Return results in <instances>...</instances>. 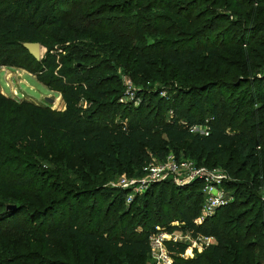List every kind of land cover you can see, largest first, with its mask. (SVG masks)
I'll return each instance as SVG.
<instances>
[{"label":"trees","instance_id":"16d2710c","mask_svg":"<svg viewBox=\"0 0 264 264\" xmlns=\"http://www.w3.org/2000/svg\"><path fill=\"white\" fill-rule=\"evenodd\" d=\"M78 1L0 0V65L29 70L64 102L63 110H54L51 105L5 96L0 90V190L17 195L35 190V178L41 174L31 166V161L46 152L49 146L64 149L69 155L82 153L96 158L98 190L82 194L71 191L69 199L77 201V205L57 204L26 214L33 220L42 219L40 233L48 245H53L57 239L66 243L74 236L83 245L102 247L109 255L115 250L143 257L151 252L150 237L155 233L152 229L164 227L166 221H175L178 226L166 229L170 233H189L193 239L214 238L216 243L196 258L185 259L182 256L188 249L187 244L167 242L174 260L172 264H264V201L255 192L259 171L264 175L261 171L264 162L260 161L264 156V78L240 76L232 82L224 78L210 79L200 87L181 90L171 100L169 108H166L165 99L150 89L137 93L144 96L139 106L122 104L119 102L118 80L111 74L116 67L114 58L103 52L94 53L85 45L68 46L61 52L55 46V43L63 42V39L55 38L62 27L69 32L67 43H84L89 37L87 32L93 29L94 23L74 16V8L80 5ZM159 1H150L140 9L148 13L151 21H158L153 32L158 43L135 47L134 55L139 64L147 63L149 56L156 54L160 60L158 65L193 77L199 70L202 54L210 56L211 63L217 59L221 46L243 48L249 45L253 51L247 67L253 61L255 50H264V19L254 24L249 20L230 21L229 26V20L220 16L215 24L206 23L205 33L195 34L199 43L196 39L172 42L173 31H162L161 16H158L166 10L172 11V0H162L161 5L157 3ZM231 1L240 11L257 7L258 13L264 17V0ZM220 3L218 0L215 5ZM101 7L99 13L95 10L87 14V18L106 13L107 7ZM176 16L185 18L181 11H177ZM208 29L216 32L207 34ZM235 29L237 34L236 31L233 33ZM248 31L252 34L246 39ZM28 43H39L47 48L41 60H36L25 48ZM232 70L228 68L226 76ZM145 71L141 72L135 63L132 69L135 83L140 78L146 83L153 77L152 72L145 74ZM155 75L156 80L163 81L161 73ZM114 85H118V89ZM226 90L229 91L227 97L211 94ZM205 93H210L211 97H204ZM189 97L191 102H187ZM204 99L208 100V106L204 105ZM167 111H172L171 116L167 117ZM196 126L206 127L208 135L191 132ZM166 141L177 149L189 145L196 153L211 154L220 161L227 159L231 147L240 144L249 151L251 171H256L251 184L226 183L224 187L233 192L235 201L199 224L196 221L203 203L199 181L186 186L188 194H184L185 189L172 185V193H179L180 197L172 196L165 188L161 209L167 205L166 212L152 213L150 226H145L142 232L132 230L129 224H122L129 217L124 205L126 190L122 188L108 192L109 197L117 199L110 207L104 208L98 203L99 207L88 208L91 199H106L101 195L102 189L121 174L122 162L130 154L139 152L144 145L161 147ZM228 168L236 177L249 179L246 169L234 170V162H230ZM195 193L198 194L192 196ZM138 202L139 198H136L131 206ZM116 204L119 206L114 208ZM86 210L89 215L84 213ZM20 211L21 208L7 209L0 215V220L16 216ZM116 213L118 216L114 218Z\"/></svg>","mask_w":264,"mask_h":264},{"label":"rangeland","instance_id":"374dc122","mask_svg":"<svg viewBox=\"0 0 264 264\" xmlns=\"http://www.w3.org/2000/svg\"><path fill=\"white\" fill-rule=\"evenodd\" d=\"M150 1L154 0H145V2L143 0H79L78 3L80 5L74 8L73 13L75 17H83L84 20L94 23L93 29L87 32L89 37L84 43H81L82 41L80 43L78 41L67 43L66 39L69 32L62 27L61 32L55 38L63 39V42L55 43V46L61 52V49L68 46L85 45L86 47H91L89 49L94 53L103 52L114 58L113 62L116 67L111 74L118 80L119 89L118 85H114V87H117L120 92L119 102L122 104L132 103L136 107L139 106L144 97L137 94L140 90L150 89L158 92L165 99V103H167L166 108H169L171 100L181 90H191L200 87L210 79L221 80L224 78L228 82H232L240 76L242 78H247L245 76L264 78V50H255L253 61L248 68L249 55L253 51L249 45L242 46L243 48L236 45L221 46L218 50L217 59L211 63H209L210 56L203 53L199 70L193 77L185 73L180 74L171 68H165V65H158L157 62L160 60L156 54H153L151 57L149 56L147 63L139 64V61L136 62L134 55L136 46L143 44L155 45L158 43L153 37V32L157 29L158 21L157 23L151 21L147 12L140 11L145 6L144 4ZM161 2L162 0L157 3L161 5ZM216 3L218 4V0H172V11L166 10L163 15H158L161 16V30L165 32L167 30L168 32L173 31V36L170 40L182 43L185 39L195 40L197 37L195 34L201 31L202 34L205 33L206 30L204 29L207 28L206 23L220 20V16H224V18L226 17L229 20V26H231L230 21L231 23H235L239 21L247 22L249 20L251 24H254L264 19L258 13L257 7L253 10L240 11L234 7V3L231 0H221L219 6L215 5ZM189 4H192V6H188ZM101 6L107 7L106 13L100 15L94 14L93 17L87 18V14L95 10L99 13V10L103 9ZM111 6L112 8H109ZM259 10L261 13L262 10ZM177 11H181L185 15V18L179 19L176 16ZM225 27L226 25L224 24L223 28ZM210 31L211 33L216 32L213 29H208L207 34ZM235 31L237 34V29L233 33ZM251 34L252 32L248 31L245 38L249 39ZM196 41L199 43L198 38ZM40 46L41 60L47 52V48L41 44ZM135 63L138 68H141V72L144 70H146L145 74L152 72L153 77L147 79L146 83H142L140 77L138 83L134 82L132 69ZM228 68L233 70L226 76ZM154 70L155 73H161L163 81L156 80L157 76ZM164 82L166 83L163 84ZM0 90L8 97L32 101L40 105H51L54 110L64 109V102L61 96L50 91L38 80L34 73L25 68L0 65ZM211 94H216L221 98L222 95L227 97L229 91L226 90L221 93L212 92ZM211 94L205 93L204 97H211ZM53 96L56 97L55 101L49 104L47 101ZM187 102H191L190 97L187 99ZM204 105L208 106L207 99H204ZM166 114L169 117L172 111H167ZM206 116H208V112ZM199 130L195 133H202ZM248 154L249 151L245 147L237 144L228 151L227 159L220 161L211 154L203 156L196 153L189 145H185L181 149L172 147L168 141L158 148L144 145L139 152L133 155L130 154L126 161L122 162L121 174L102 189L101 195H104L103 197L108 199V201L106 199L103 200V198L91 199L87 206L93 209L94 207H99L102 203L104 208L110 207V204L117 199L109 197L108 192L113 189L122 188L126 190L124 205L126 212H129V217L122 224H129L132 230L142 232L145 226H150V215L152 213L160 214L163 211L166 212L167 205L161 209V199L165 188L169 189V194H173L172 196L180 197L179 193H172V185L182 190L185 189L183 190L184 194H188L186 186L195 181L201 182L200 191L203 196L201 217L204 216L205 205L213 193L218 194L216 191H211L208 185H212L211 180L213 176H222L223 181L218 188L223 190L225 199H223L220 207L214 211V216L221 208L235 201L233 192L225 189L224 185L226 183L235 181L238 184L241 182L243 184H251L250 181L256 171H251V165L248 163ZM260 161L261 163L264 162V156L260 157ZM96 162V158L86 157L82 153L69 155L64 149L49 146L46 152L38 154L37 158L31 161V166L41 174L35 178V190L19 195L0 190V215L8 207L21 208L20 213L16 216L12 215L9 218L0 220V230L2 232L0 235V264H155L152 252L143 257H134L128 253L115 252L114 250V253L109 255L105 253L102 247L83 245L74 236L70 237L66 243L57 239L53 241V245H48V241L40 233L41 227L39 222L42 219L40 218L41 220H39V217H37L33 220L26 216L28 212L42 211L52 205L60 204L67 207L77 205V201L69 199L71 191L78 192L79 194L86 191H97ZM230 162H234L235 171L237 168L239 170L246 169L249 179L245 180L236 177L234 173H230L231 171L228 168ZM149 164H156L164 168L163 177L151 179L148 172ZM182 164L188 166L182 168ZM199 170H203L202 174L196 175L192 179ZM261 171L264 172V166L261 168ZM31 174L33 173L31 172ZM259 174L260 177L258 178L255 192L264 201V175L260 171ZM188 178H190L189 182H187ZM196 194L198 193L192 194V196ZM136 198H139V202L131 206ZM116 206L119 205L116 204L114 208ZM171 211L175 212V209ZM86 212L89 215V210L84 211V213ZM117 216L118 213H116L114 218ZM163 225L164 227H159V231L157 228L152 229L155 230L153 234H171L166 229L168 226H170L169 228L178 226V222L169 223L166 221ZM174 234L182 236V239H179L178 242L188 245L186 253L182 256L185 259L196 258L197 255L204 253L207 247L216 243L215 240H212L209 245L200 244L192 236L190 239H186L187 234L181 232H174Z\"/></svg>","mask_w":264,"mask_h":264},{"label":"built area","instance_id":"2783aa9c","mask_svg":"<svg viewBox=\"0 0 264 264\" xmlns=\"http://www.w3.org/2000/svg\"><path fill=\"white\" fill-rule=\"evenodd\" d=\"M201 129V130H199ZM201 131L203 134L208 135V129L206 127H193L191 129V132ZM188 165L182 164L181 167L185 168ZM165 171L164 168L159 167L156 164H149L148 172L151 179H159L163 177V172ZM203 170L197 171V173L192 177H196V175L202 174ZM190 178L187 179V182H189ZM223 177L222 176H213V179L211 180L212 185L208 188L211 191H216L218 194H214L211 196L210 200L205 205V211L204 216H201L197 219L196 223H201L204 219L213 216V213L218 207H220L221 203H223L224 198V192L221 188H218V186L222 183ZM158 231L160 230L159 227H157ZM186 239H190L191 235L187 233ZM179 239H182V236H177L174 233L171 234H153L150 237V247L151 252L154 255L155 258V264H172L173 258L171 253L169 252L167 248V242H174L177 243ZM196 242H199L200 244H206L209 245L214 238H207V237H198L197 239H194Z\"/></svg>","mask_w":264,"mask_h":264},{"label":"water","instance_id":"95a60500","mask_svg":"<svg viewBox=\"0 0 264 264\" xmlns=\"http://www.w3.org/2000/svg\"><path fill=\"white\" fill-rule=\"evenodd\" d=\"M25 48L30 52V54L36 59V60H40V55H41V46L39 43H28L25 45ZM56 97H51L50 99H48L47 102H49V104L54 103ZM8 210H13L15 209V207H8Z\"/></svg>","mask_w":264,"mask_h":264},{"label":"bare ground","instance_id":"6f19581e","mask_svg":"<svg viewBox=\"0 0 264 264\" xmlns=\"http://www.w3.org/2000/svg\"><path fill=\"white\" fill-rule=\"evenodd\" d=\"M190 252H191V251H190ZM190 252H189V253H190ZM191 254H192V253H191Z\"/></svg>","mask_w":264,"mask_h":264},{"label":"crops","instance_id":"0c3cea01","mask_svg":"<svg viewBox=\"0 0 264 264\" xmlns=\"http://www.w3.org/2000/svg\"><path fill=\"white\" fill-rule=\"evenodd\" d=\"M6 85H7V83H6Z\"/></svg>","mask_w":264,"mask_h":264}]
</instances>
